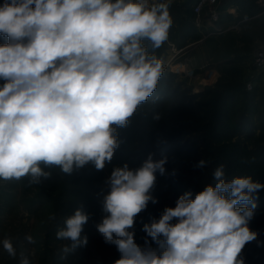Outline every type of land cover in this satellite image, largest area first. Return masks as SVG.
<instances>
[{
  "label": "clouds",
  "instance_id": "9594fccd",
  "mask_svg": "<svg viewBox=\"0 0 264 264\" xmlns=\"http://www.w3.org/2000/svg\"><path fill=\"white\" fill-rule=\"evenodd\" d=\"M171 5L172 0L0 2V180L28 177L39 183L51 177L45 167L71 175L89 164L103 170L112 161L120 147L118 130L128 127L165 71L154 53L169 38ZM167 159L149 153L139 167L114 166L106 178L104 215L95 227L120 254L113 264H245L247 244L264 246L250 228L264 183L251 175L228 179L224 165L214 169L213 183L194 197L185 192L175 207L144 224V244L136 242V218L149 202L157 203L152 193ZM207 164L201 160L196 167ZM88 220L83 208L65 218L56 232L58 240L69 242L63 252L87 245L82 232ZM26 239L35 243L30 235ZM0 244L17 256L11 238ZM19 264L30 261L22 257Z\"/></svg>",
  "mask_w": 264,
  "mask_h": 264
},
{
  "label": "rangeland",
  "instance_id": "374dc122",
  "mask_svg": "<svg viewBox=\"0 0 264 264\" xmlns=\"http://www.w3.org/2000/svg\"><path fill=\"white\" fill-rule=\"evenodd\" d=\"M188 2L172 0L170 30L174 32L169 30L168 40L154 53L165 68L162 84L168 96L153 110L154 117H160L156 119L159 145L168 159L166 173L157 174L152 193L157 203L149 202L136 218L135 239L141 245L146 237L143 225L158 220L165 207H175L180 195L192 192L194 197L205 184L213 183L212 173L218 166L224 165L228 179L251 175L264 183V70L253 61L264 44V12L258 0H246L253 6L233 19L235 28L222 34L192 28L185 43L182 38L173 41L172 35L183 33L177 9ZM186 104L203 114L201 121L187 112ZM201 160L208 161L205 168L196 167ZM249 165L253 168L247 171ZM112 169L105 166L98 171L89 164L67 175L51 167V177L39 183L28 177L0 180V241L11 238L17 252L12 258L0 244V264H19L22 257L30 264H113L119 259L115 246L106 244L95 227L104 215L105 180ZM77 175H82L79 186L72 184ZM87 187L97 189L96 196L80 193ZM77 208L89 215L82 232L88 243L65 253L62 248L69 242L58 240L56 232ZM250 228L264 241V189ZM29 235L34 244L27 241ZM242 255L245 264H264V246L256 242L247 244Z\"/></svg>",
  "mask_w": 264,
  "mask_h": 264
},
{
  "label": "trees",
  "instance_id": "16d2710c",
  "mask_svg": "<svg viewBox=\"0 0 264 264\" xmlns=\"http://www.w3.org/2000/svg\"><path fill=\"white\" fill-rule=\"evenodd\" d=\"M177 12L180 14L183 23V33L179 36L177 35L178 37L172 35L171 38L173 41H179V39L182 38V43H185L188 34L192 31L195 14L189 2L179 7ZM173 32L174 29L172 28L170 34H173ZM162 82L163 80L161 77L158 82L160 89L155 90L152 96L138 107L136 113L131 117L128 127L118 130L120 147L115 151L112 161L106 163L105 166H122L127 163L130 168H137L143 163L149 153L154 154V159L163 157L164 151L159 145L158 124L156 119H154L153 110L154 104L164 101L168 96V94L166 95L165 87ZM2 83L3 81H0V84ZM189 105L190 104H186L185 106L187 112L194 116L197 121H201L203 114L196 110L193 111L194 108L191 107L192 105ZM41 167H44V165L42 164ZM50 168L51 167H45L44 170L51 173ZM252 168L253 167L249 165L246 167V170L249 171ZM231 172L234 173L233 171ZM80 178H82V175L75 176L72 184L79 186L81 184ZM79 191L87 196H96L97 194V189L95 188L91 189L87 187ZM174 193L177 194L178 192L174 190ZM63 205L66 206L67 204L64 203Z\"/></svg>",
  "mask_w": 264,
  "mask_h": 264
},
{
  "label": "built area",
  "instance_id": "2783aa9c",
  "mask_svg": "<svg viewBox=\"0 0 264 264\" xmlns=\"http://www.w3.org/2000/svg\"><path fill=\"white\" fill-rule=\"evenodd\" d=\"M239 0H197V2L193 5L194 11V24L197 27H203L205 25V21L211 23H219L222 18V5L228 2H237ZM259 6L262 8L264 12V0H258ZM236 25L233 23L227 24L225 26H219L215 28L211 33H219L222 34L228 30L235 28ZM254 65L259 70H264V46L259 48L253 57Z\"/></svg>",
  "mask_w": 264,
  "mask_h": 264
},
{
  "label": "crops",
  "instance_id": "0c3cea01",
  "mask_svg": "<svg viewBox=\"0 0 264 264\" xmlns=\"http://www.w3.org/2000/svg\"><path fill=\"white\" fill-rule=\"evenodd\" d=\"M196 2L197 0H191V2H189L190 6L193 8V5ZM253 5H257V1ZM253 5L246 3V0H239L233 3L232 2L225 3L222 5V8H221L223 10L221 21L216 24L205 21V25L203 26V28L209 32V31H213L215 28L219 26H225L227 24H231L233 19L237 18L240 15V13L242 12V9H247V8L249 9ZM255 8L257 7L255 6ZM257 16H260V15H257ZM193 29L199 30L200 28H198L194 24ZM263 46L264 44L261 47Z\"/></svg>",
  "mask_w": 264,
  "mask_h": 264
}]
</instances>
